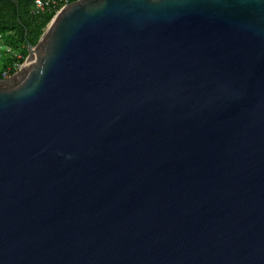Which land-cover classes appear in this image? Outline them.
Segmentation results:
<instances>
[{
	"label": "water",
	"instance_id": "obj_1",
	"mask_svg": "<svg viewBox=\"0 0 264 264\" xmlns=\"http://www.w3.org/2000/svg\"><path fill=\"white\" fill-rule=\"evenodd\" d=\"M0 79V264H264V0H75Z\"/></svg>",
	"mask_w": 264,
	"mask_h": 264
},
{
	"label": "trees",
	"instance_id": "obj_2",
	"mask_svg": "<svg viewBox=\"0 0 264 264\" xmlns=\"http://www.w3.org/2000/svg\"><path fill=\"white\" fill-rule=\"evenodd\" d=\"M33 1L0 0V30L11 33L7 37V42L13 48L19 49L25 56L28 54L26 30L28 31L27 41L36 45L54 17V13H32ZM5 65V63H0V69Z\"/></svg>",
	"mask_w": 264,
	"mask_h": 264
},
{
	"label": "built area",
	"instance_id": "obj_3",
	"mask_svg": "<svg viewBox=\"0 0 264 264\" xmlns=\"http://www.w3.org/2000/svg\"><path fill=\"white\" fill-rule=\"evenodd\" d=\"M75 0H34L31 5V11L34 14L56 13L65 5ZM10 32L0 30V63H5L0 69V79H8L13 74L21 70L26 56L19 50L13 48L8 42L7 37Z\"/></svg>",
	"mask_w": 264,
	"mask_h": 264
},
{
	"label": "rangeland",
	"instance_id": "obj_4",
	"mask_svg": "<svg viewBox=\"0 0 264 264\" xmlns=\"http://www.w3.org/2000/svg\"><path fill=\"white\" fill-rule=\"evenodd\" d=\"M21 49H23V47L21 46ZM28 56V54L26 55V57Z\"/></svg>",
	"mask_w": 264,
	"mask_h": 264
}]
</instances>
